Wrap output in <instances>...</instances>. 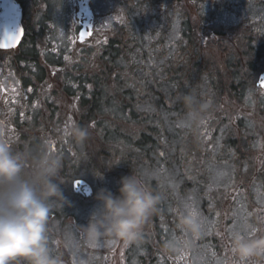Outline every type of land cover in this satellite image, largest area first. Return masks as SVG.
I'll list each match as a JSON object with an SVG mask.
<instances>
[{"label": "flooded vegetation", "instance_id": "obj_1", "mask_svg": "<svg viewBox=\"0 0 264 264\" xmlns=\"http://www.w3.org/2000/svg\"><path fill=\"white\" fill-rule=\"evenodd\" d=\"M245 1L264 5V0ZM66 4L70 16L64 13L66 10L68 14ZM195 4V0H91L94 14L92 35L81 40L79 35L83 25L78 17L79 0H0V44L5 42L6 32H15L18 27L23 29L15 46L0 48V138L9 142L13 152L28 154L29 165L31 157L39 155L41 150L59 155L63 163V183L60 185L63 194L66 183L73 180L72 195L82 202L92 200L102 188L118 195L121 177L130 175L132 170L137 174L144 172L146 167L151 168L148 162L153 160L146 158L145 145L136 146V143L129 142L130 133L128 127H124L126 122L116 120L113 115L106 117L109 126L106 130L118 131L121 125L124 131L118 134L127 139L126 146L89 141L92 138L98 141V115L94 126L87 128L93 131V136L82 143L65 135L68 117L86 128L82 126V119L97 105L93 93L97 92V85L104 82L100 80L102 75H107L105 85L109 86L110 112L118 115L116 100L112 101L111 96L116 92L121 76L123 82H129L127 78L130 77L141 85H165L175 71L180 69L184 73L178 75L189 76L197 64V68H203L211 54L219 51L224 58L230 50L237 53L240 65L247 71L243 78L234 82L239 87V95L232 99L235 112L231 113L225 104L215 118L226 124L233 114V136L225 135L226 127L217 129L209 126L211 123L188 127L179 144L162 148L163 155L160 153L159 156V161L171 169L174 158L178 160L179 151L184 156L181 162H188L185 158L193 161L192 154L202 149L208 151L219 135L220 153L226 152L225 147L229 151L232 147L229 144L233 141L236 147L233 156L238 161L244 156L250 157L247 162L251 166L247 173L238 174L227 185L214 191L217 195L213 196L214 211L203 209L206 215H213L214 222L205 230L203 228L205 234L197 241L198 245L194 243L193 246L189 234L176 227L180 212L178 199L165 183L170 179L169 175L158 168L159 175L146 183L161 195L159 211L144 226L143 235L136 242H125L103 230L96 238L90 239L86 228L88 223L71 215L59 217L50 212L49 243L53 255L60 258V264H196L194 252L204 263L233 264L236 258L227 243V229L234 226L232 215L236 205L246 204L245 224L257 229L264 227L261 219L264 217V87L259 82L264 77V31L257 35L253 31H242L243 25L249 27L250 19L241 13L242 0H211V9L225 19L224 30L234 28V31H225L226 37L221 41L215 31L208 30L206 34L199 31L197 44L202 45L200 49L194 46ZM255 22L261 23L260 20ZM211 26L214 28L213 24ZM247 36L251 37V47L242 40ZM229 40L227 53L214 48V44ZM124 102H128L127 97ZM121 114L130 118L126 109ZM178 145L183 148L178 150ZM199 161L204 165L201 158ZM113 164L122 167V174L100 173L99 165ZM78 166L89 168L93 174L90 197L74 192V180L81 177L73 179L72 172ZM26 171H30V167ZM170 208L177 211H169ZM54 221L59 224L58 229L52 228L55 227ZM64 228H69L73 250L65 238ZM165 228L167 232L163 231ZM235 230L241 229L235 227ZM173 234L188 241V246L180 252H168L163 248L164 241L171 239ZM260 234L257 231L256 235ZM201 245L212 249L202 255ZM251 261L252 264H264V258ZM19 264H27V261L21 260Z\"/></svg>", "mask_w": 264, "mask_h": 264}, {"label": "clouds", "instance_id": "obj_2", "mask_svg": "<svg viewBox=\"0 0 264 264\" xmlns=\"http://www.w3.org/2000/svg\"><path fill=\"white\" fill-rule=\"evenodd\" d=\"M185 106L189 109L188 119L194 123L201 110L209 105L199 101L194 93L185 94ZM68 136L83 142L89 135L88 129L72 124L64 129ZM13 152L9 142L0 138V264H60V258L53 255L49 246L48 220L51 207L57 201H66L61 184L62 158L49 151L41 150L39 155ZM30 167V171H26ZM146 172L121 177L119 194L102 188L96 194L99 207L87 224L90 239L104 233L136 242L143 235L144 226L159 211L161 195L146 183ZM221 175H223L221 173ZM176 227L191 237H199L202 223L186 207L178 216ZM230 249L239 264H248L253 258H264V233L255 236L241 231L230 237ZM188 246L187 240L171 238L164 241L168 252H180Z\"/></svg>", "mask_w": 264, "mask_h": 264}, {"label": "trees", "instance_id": "obj_3", "mask_svg": "<svg viewBox=\"0 0 264 264\" xmlns=\"http://www.w3.org/2000/svg\"><path fill=\"white\" fill-rule=\"evenodd\" d=\"M195 2L196 4L194 9L193 21V30L195 32V47H199L200 49L202 48V45L197 44V42H199V31H204V34H206V31L208 30L215 31L217 34H219L218 40L220 41L226 37V35L224 34L225 31H234V28L224 30L223 24L225 22V19L222 18V16L218 15L216 13V10L214 12L213 9H211V0H195ZM258 5L264 7V5L261 3ZM260 13L261 12H257L254 15L248 14V16H245V18L250 17V19H248L249 27H245V25H243L242 31H253L255 35H257V33L260 31H264V15ZM252 17H254L255 20H260L261 23L255 22ZM212 24L214 28L211 26ZM258 36L262 37V34H259ZM242 40L247 41L249 47L252 46L250 42V36L242 38ZM229 42L230 40L222 44H214V48L222 49L225 53H227L228 50H230V48L228 47L230 45ZM223 56L224 54L220 53L219 51L216 54H211L204 67L197 68V64L196 67L190 71L191 73L189 76L178 75L183 72L179 69L178 72L175 71L176 74L169 77L168 84L165 85H141L137 81H133L130 77L127 78L129 82H123L121 79L123 78V76L119 77L118 85L115 87L116 92H114V94L112 93L111 98L112 101L116 100L117 108L115 109V111L124 113L126 109L130 118H119L117 115H115L114 112L110 111L106 116L113 115L114 117H116V119L118 118V121L126 122L124 127H128L130 133L129 142L136 143V146L145 145L146 158H152L151 154L156 151L157 147H163L164 145H166L165 137L168 131V127L166 122H164L163 117L161 116V112L165 111L166 113L171 114V117L174 120L178 119L180 116V118H182L183 116H188L189 109L185 106L182 97L185 94L194 93L199 101H201L202 103H207L209 105L207 109L201 110L196 122L198 120H201V122H203V125L205 123H211L209 124V126H215L217 129L226 127V130H224L225 135L233 136V114L228 117V122L226 124L220 123L218 119L215 120V118L219 115L218 111L225 104L228 105L231 113L235 112V103L232 99L235 96L239 95V87L235 85L234 82L237 78L238 80L243 78L247 71L245 70L243 65H240L238 59L239 57L234 50H230V52L227 53L224 58ZM106 78L107 75H102L100 80L104 82H102V84H98L97 92L93 93V96L96 98L95 103L97 104L95 109L92 110V113L90 115L85 114L82 119V126L89 129L93 125L97 115L99 116L97 120V127L99 128L98 141L92 138L89 140L90 142H111L107 140V137H105V135L108 136L109 130L106 129H109V126L107 123V119L102 118L103 112H101L105 107L109 108V104L111 103L109 100L108 92L109 86L107 87L105 85ZM114 95H116L117 97ZM121 97H123V100L121 99ZM124 97L128 98L127 103L124 102ZM127 107L129 108L127 109ZM200 125L202 126V124ZM200 125H196L195 123H193L190 127H200ZM113 127L116 128V126L114 125ZM120 127L121 128L118 129L119 134L124 131L121 125ZM88 132V138L90 136H93V131ZM181 144H184L183 141L181 142ZM233 144V141L231 142V144H229L232 147H229L228 152L234 154L233 149H235L236 147ZM179 147L180 150L183 148V146ZM206 147H209L208 144L206 145ZM100 148L104 149V147ZM192 157L194 159L193 161H189L187 163L183 162V165L187 167L186 174L189 179V182L186 185L187 189L193 188L194 186V182L190 181L193 175L194 177H196L195 175H197L198 177H196V179L199 178L198 180H201V183L202 179H207L205 177L206 175L203 174L202 169H200L201 167L199 166V164L196 165L197 170L194 169L195 163L198 162L197 154H192ZM234 159L238 163L240 162L235 157ZM249 159L250 157H242L240 166L248 163V167H250L251 165L249 166V162H247L250 161ZM98 168L99 170H101L100 173L104 175H110L111 173L122 174V167L119 165H99Z\"/></svg>", "mask_w": 264, "mask_h": 264}, {"label": "rangeland", "instance_id": "obj_4", "mask_svg": "<svg viewBox=\"0 0 264 264\" xmlns=\"http://www.w3.org/2000/svg\"><path fill=\"white\" fill-rule=\"evenodd\" d=\"M241 7H242L241 13L244 16H248V14L254 15L257 12H261L260 14L264 15V7L260 5L257 6V4H250L243 0ZM66 8H67L68 14L66 13V10H64V13L65 15L70 16L71 12H70L68 4H66ZM112 108L114 110V107ZM102 110L103 111L101 112H103V115L106 116L109 114L110 108L105 107ZM117 113H118L117 116L119 118H124L123 114H121L120 111H117ZM161 116L163 117L164 122H166L167 127H168V131L165 137L166 145H164L163 147H157L156 151H154V153L151 154V157L153 160L152 162H148V164L151 165V168L146 167L144 172L149 173V174H154V175L147 176L145 180L149 181L153 179L154 177H157V175H159L158 168L160 170H165V172L170 177V179L165 180V183L169 185L176 194V198L178 199L177 202H178V206L180 210L179 215L180 213L181 214L184 213L185 205L194 207L199 213V218L202 223V232H203V228L205 230L208 224H211L214 222L213 215H206L203 212V208L205 205L207 209H212V207H214L213 203L215 200L213 199V196H217L214 193V191L217 189H220L222 186L227 185L238 174L247 173L246 171L249 170V167L247 165L240 166V162L242 160L240 159L239 163L236 160H234L233 153L227 152L228 150L226 147H225L226 152H223L224 154H220V144H219V135H218L216 140H214L213 149L212 148L210 149V150H213V152L208 153L207 155H202V158L204 159V166H202L200 162L195 163V166H194V169L197 170L196 165L199 164V166L201 167L200 169H202L203 171V174L209 177V182L205 183V185L202 187V185H199V184L204 183L205 180L202 179V183H201V180H198L199 178L196 179V177L198 176L195 175L196 177H194L193 175L190 181L194 182V186L193 188L187 189L186 185L189 182L188 181L189 179L186 174L187 167L183 165V162L180 161V159L182 160L184 158L183 154H181V152L179 151V157L177 156L178 160H175L174 158L173 160L174 165H171V169L169 168V165H163L165 163L159 161V156H160V153H162L161 151L162 148L166 147V149H168L172 146V143L179 144V141L182 138V134L184 133V130L188 128L189 125H192L193 123L189 122L188 116L186 117L183 116L182 118H180L181 117L180 116L178 119L174 120L172 119L171 115L167 114L165 111L161 112ZM194 123L196 125L203 124L201 120H198L197 122L195 121ZM118 132L119 131L109 130L108 136L105 135V137H107L108 141L113 142V144H118V145L124 144L126 146V144L128 143L127 139L119 135ZM218 133H219V130H218ZM195 139H193V141L196 143ZM178 150H180L179 145H178ZM167 154L170 155L169 150L167 151ZM210 155L212 156V159L208 161V157ZM218 155H220V158L217 157ZM185 160H188L189 162L190 159L185 158ZM185 163H187V161ZM221 173L223 175H221ZM72 174H73L72 175L73 179H76V177H81V178L87 179L89 182L94 183V178L92 177L93 174L90 171V169L87 167H82V166L75 167ZM195 181L198 182L199 184L196 183ZM72 182L73 180L68 181L66 183V187H65L66 191L64 193V196L66 197V201H57L56 203H54L53 206L51 207L50 212L57 213L59 217L71 215L72 218L75 217L77 219L83 220L86 223H89L92 212L96 208L99 207V201L96 199V196H95L92 200H86L82 202L79 198L72 195V192H71ZM108 185L109 186L112 185V187L114 186V184H111V183H109ZM203 191H204V194L202 195ZM245 206L243 204H240V206L236 205L233 211L234 213L232 215V220L237 230L239 228L241 229V227L245 224V220L243 217L245 216L244 214ZM53 223H55V227H52V228L58 229L59 224L56 223V221H54ZM68 229L69 228L64 230L65 238L67 242L70 244L71 249L73 250L72 236ZM204 234L205 233H201V235L198 238L197 237L193 238L189 235L188 239H191V244L195 246V245H198L197 241L201 239V236L204 237ZM49 246L52 250V245L50 243H49ZM201 246H202L201 247L202 255H207L208 251L212 249V248L207 249L205 245L204 246L201 245ZM199 249L200 248L198 246L197 250ZM194 254H195L194 259L196 260V264H210L209 262L204 263L202 262V260L198 259L196 252H194Z\"/></svg>", "mask_w": 264, "mask_h": 264}, {"label": "snow or ice", "instance_id": "obj_5", "mask_svg": "<svg viewBox=\"0 0 264 264\" xmlns=\"http://www.w3.org/2000/svg\"><path fill=\"white\" fill-rule=\"evenodd\" d=\"M90 27V26H89ZM23 33V29L18 27L17 30L15 32H6V40L3 44H0V48H10V47H13L15 46V44L18 42V40L20 39V36L22 35ZM92 33L90 31H81L80 32V35H79V38L81 40H83L85 38V36H91ZM65 59H68L67 57H65ZM260 82V85L261 87H264V77L260 78L259 80ZM29 91H31V89H29ZM74 124V121L72 120L71 117H68L66 123H65V129H67L70 125ZM94 126V124H93ZM65 135L67 136V132L65 131ZM161 155H163L161 153ZM81 183L80 180H77L75 182V185H79ZM186 207L190 208L191 212L193 215H197L199 216V213L197 212V210L194 208V207H191L189 205H186ZM169 211H177L176 209H169ZM163 219V218H162ZM262 221H264V217L261 218ZM164 232H167L168 229H163ZM241 232H243L245 235H248V236H255L257 231H260L261 233H264V227L260 228V229H257L255 227H252L250 225H247V224H244L242 227H241ZM227 232H228V241L227 243L230 245L231 243V240H230V237L231 235L236 232L235 230V226H233V228L231 229H227ZM187 234V233H185ZM217 235H220L219 233H217ZM172 238H176V236L173 234V237ZM198 238V237H197ZM231 253H232V250L230 249ZM234 257V256H233ZM233 264H239V261L238 260H233ZM248 264H252V261H248Z\"/></svg>", "mask_w": 264, "mask_h": 264}, {"label": "water", "instance_id": "obj_6", "mask_svg": "<svg viewBox=\"0 0 264 264\" xmlns=\"http://www.w3.org/2000/svg\"><path fill=\"white\" fill-rule=\"evenodd\" d=\"M80 3V10L78 12L79 18L83 24V31H90L92 27V20H93V13L90 7V0H79ZM90 26V27H89ZM81 183L77 186L74 183L75 191L78 193H82L85 196H88L91 194V188L83 180H80ZM76 182V181H75ZM51 216H49V219Z\"/></svg>", "mask_w": 264, "mask_h": 264}]
</instances>
